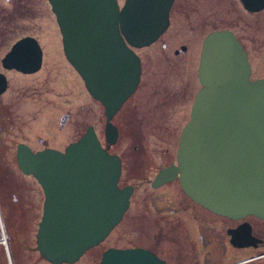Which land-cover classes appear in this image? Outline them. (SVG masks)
Returning a JSON list of instances; mask_svg holds the SVG:
<instances>
[{
	"label": "water",
	"instance_id": "obj_1",
	"mask_svg": "<svg viewBox=\"0 0 264 264\" xmlns=\"http://www.w3.org/2000/svg\"><path fill=\"white\" fill-rule=\"evenodd\" d=\"M48 1L67 60L104 107L105 138L113 145L119 132L112 118L140 81L141 60L135 49L151 45L166 31L174 0H125L122 7L118 0ZM247 7L261 10L264 0ZM42 60L39 41L27 35L12 44L1 63L5 69L33 73ZM198 76L201 87L179 135L177 163L160 169L152 186L178 179L188 197L214 213L264 219V78H250L247 54L229 30L204 39ZM7 86L0 72V94ZM67 118L64 115L61 124ZM16 159L44 191L36 243L42 257L54 264L79 260L109 235L129 208L135 187L118 185L121 158L102 146L92 125L64 150L33 151L19 143ZM240 228L232 231V242L257 245L251 235L242 242L245 233ZM99 264L165 261L143 247H109Z\"/></svg>",
	"mask_w": 264,
	"mask_h": 264
},
{
	"label": "rangeland",
	"instance_id": "obj_2",
	"mask_svg": "<svg viewBox=\"0 0 264 264\" xmlns=\"http://www.w3.org/2000/svg\"><path fill=\"white\" fill-rule=\"evenodd\" d=\"M180 1L176 0L170 25L160 39L136 49L142 60L141 81L113 119L120 132L118 140L111 146V151L119 154L123 161L120 185L135 186L129 208L109 235L73 264H97L101 252L111 246L149 248L159 244L158 250L170 258L171 263L175 257L182 256V251L175 250L176 246L171 242L175 234L157 233L156 222L161 218L160 214L170 216L167 210L171 206L190 204L189 197L184 194L178 179L156 188L151 185L161 168L177 163L179 135L190 119L193 95L199 86L195 50L179 58L174 57V50L182 44L194 42L197 35L205 34L202 31L203 0H192V8ZM255 21L257 24L264 22V11L256 15ZM27 35L35 37L43 49L41 68L33 73L5 69L1 58L16 40ZM263 36L264 28L260 26L256 30L257 43L252 46V79L264 77ZM163 44H166L165 50ZM0 71L8 79L6 91L0 94V102L8 105L12 113V127H7L0 136V144L6 151L0 158V166L11 169L17 195L23 189L18 198L25 205V246L34 250L43 194L35 179L19 170L16 146L25 142L33 149H40L43 145L63 148L80 137L89 125L95 127L104 145V107L89 94L82 78L67 60L61 32L48 0H0ZM65 114L68 119L61 126ZM1 177L6 178V175L1 173ZM3 217L0 213L2 234L5 233ZM4 247L0 244V250ZM200 251L201 260L203 251ZM247 254L245 250H226L227 259ZM36 256V253L32 254L28 261L32 262ZM218 263L207 261V264Z\"/></svg>",
	"mask_w": 264,
	"mask_h": 264
},
{
	"label": "flooded vegetation",
	"instance_id": "obj_3",
	"mask_svg": "<svg viewBox=\"0 0 264 264\" xmlns=\"http://www.w3.org/2000/svg\"><path fill=\"white\" fill-rule=\"evenodd\" d=\"M124 1L125 0L123 1L118 0L120 7L123 6ZM245 1L246 4L243 0H203L204 8L202 15V31L204 30L203 32H205V34L203 33V36L197 35V37L194 39V42L192 41L187 42V44H182L178 49L174 50L175 58H179L185 55L186 52L188 53L191 50H195L194 55L197 54L196 55V57L198 58L197 79L199 86L197 87V90H195V93L193 95L194 98L197 91L201 87L198 76V68L200 64V57H201V51L203 48L204 39L212 32L222 31V30L232 31L234 37L241 43L243 49L247 54L248 61L250 63V78L252 77L254 72V64L252 60L253 59L252 53L254 49L252 46L257 43V37H256L257 28L260 26L264 28V22L261 24H257L255 18L257 14H260L264 11V7L258 11L250 10L248 9L247 6H254L256 3L258 4L259 0H245ZM175 3L176 0L173 1L172 6L170 8L169 20H170L171 12L176 7ZM180 3L190 8L194 6L192 4V0H181ZM251 18L254 19L251 20ZM262 39H264V36ZM191 43H194L192 46H195V48H192V46L190 45ZM182 47H185V49H183ZM166 48H167L166 44H163V49L165 50ZM141 75H142V60H141L140 81H141ZM258 78H264V77H257L254 79H258ZM126 101L123 103L121 108L116 112V114H118L123 109ZM116 114L112 118V123L117 127L119 132L118 126L113 121ZM62 125L64 124H61V126ZM7 127L9 129L12 127L11 109L8 105L0 102V136L2 132L5 133L4 130ZM104 136H105V132H104ZM80 137H78L73 141L78 140ZM19 143H25V142H19ZM27 145L33 151H38L49 147L43 145V147L40 149H33L29 144ZM17 146H16V153H17ZM102 146L106 147L110 153L117 154L111 151L112 145H109L106 141L104 145L102 144ZM65 147L63 148L55 147V149L64 150ZM5 153L6 151L3 150V147L0 144V158ZM16 153H15V158H16ZM119 157L121 158L120 155ZM10 170H11L10 168L0 166V213L4 215L3 219L5 223L4 226L5 233L2 234L1 233L2 230L0 228V244H3L5 246L4 250H0V260L1 258L4 259L3 262L0 261V264H54L48 261L47 259H45L44 257H42L38 247L32 250L31 248L25 246L27 243V239H26L27 219L23 210L25 205L23 204V200L18 198V195L19 196L21 195V191L23 189H20L17 195V188L14 183L15 181L11 177L12 173L10 172ZM19 170L21 169L19 168ZM122 171H123V161H122ZM1 173L4 176L6 175V178L5 177L2 178ZM26 175L32 176V178L35 179L36 185L40 188V191L43 194V200L41 206L42 212L40 215V219H41L43 214V204L45 199L44 191L42 189L41 184L33 175L31 174H26ZM118 185L124 186V185H120V179ZM184 194L186 193L184 192ZM189 200H190V204L188 205L176 204L171 206L167 210V212L170 213V216H166L167 214L166 215L158 214L159 216H161V218L158 219L156 218L157 219L156 228L158 229L157 233H161L165 231V232H169L171 236L172 234H175V237L174 236L171 237L172 238L171 242L176 246L175 250L182 251L183 257L182 256L175 257L174 262L171 263V259L164 257L158 250L159 244H157L158 245L157 247L151 245L149 248L146 247L143 248L148 249V251L156 255L158 258L164 260L165 264H207V261L219 262L218 264H252L254 262L257 264H264V219H261L254 215H248L242 219H233L210 211L208 208L204 207L203 205L193 201L190 197ZM18 208L20 209V211H17ZM240 227L242 228L243 233H245V237L241 241L246 242L247 240H249L248 235L249 237L251 235L254 237L251 238V241L255 242L257 245L238 246L232 242V231H235ZM132 247H142V246H132ZM124 248H129V247H124ZM228 248L231 249L232 251L245 250L248 251V254L245 256H240L235 258L233 257L231 259L230 258L227 259L228 256H226V250ZM27 249H31V250H27ZM200 250L203 251L202 254L203 258L201 257V260H200V252H201ZM88 251L89 250H87L85 253H87ZM103 252L101 253L103 254ZM34 253L37 254L35 259H33L32 262L28 261L30 260L29 257L32 256V254ZM102 254L100 260L102 258ZM188 255H192V256H188ZM222 256L223 258H221ZM100 260L97 262V264H99ZM73 263H61V264H73Z\"/></svg>",
	"mask_w": 264,
	"mask_h": 264
},
{
	"label": "bare ground",
	"instance_id": "obj_4",
	"mask_svg": "<svg viewBox=\"0 0 264 264\" xmlns=\"http://www.w3.org/2000/svg\"><path fill=\"white\" fill-rule=\"evenodd\" d=\"M81 258V257H80Z\"/></svg>",
	"mask_w": 264,
	"mask_h": 264
}]
</instances>
